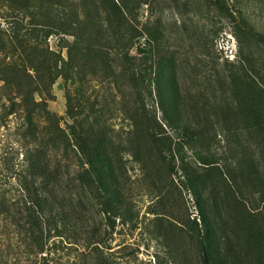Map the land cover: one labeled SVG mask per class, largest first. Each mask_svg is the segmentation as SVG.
Returning a JSON list of instances; mask_svg holds the SVG:
<instances>
[{"label": "rangeland", "instance_id": "obj_1", "mask_svg": "<svg viewBox=\"0 0 264 264\" xmlns=\"http://www.w3.org/2000/svg\"><path fill=\"white\" fill-rule=\"evenodd\" d=\"M75 1L0 0L3 42L38 40L61 75L43 112L0 75V264H264V118L239 116L234 132L224 120L228 104L258 111L264 0L131 1L127 29L162 43L154 72L161 56L174 63L185 103L178 126L167 124L151 81L124 73L117 38L105 42L108 64L95 53L69 61L73 38L48 25ZM13 2L30 8L19 15ZM88 3L95 18L108 4ZM241 65L256 86L239 100L220 80ZM205 127L199 141L186 131ZM98 147L112 165L102 180L90 164Z\"/></svg>", "mask_w": 264, "mask_h": 264}, {"label": "trees", "instance_id": "obj_2", "mask_svg": "<svg viewBox=\"0 0 264 264\" xmlns=\"http://www.w3.org/2000/svg\"><path fill=\"white\" fill-rule=\"evenodd\" d=\"M30 2L31 0H23ZM132 0H106L108 4L96 9L98 15L96 18L90 11L88 0H76L75 7L72 12H69L64 17L58 16L56 22L51 20L49 27L57 31L59 35H65L73 38L72 45H69V61L73 63L74 53L85 56L86 53H95V58L100 62L108 64L109 50L105 42L109 37H115L120 42L121 49L119 54L121 60L124 62V73L135 82L145 84V82H152L150 85V94L153 95L152 88L155 85L157 88L159 106L164 112V118L169 125L178 126L184 123L182 116L185 113V103L181 102L182 98L179 93V80L177 78V71L174 68V63L168 57L161 56L157 60L156 73L154 72V59L159 56L162 43L159 38H154L149 33H143L127 29V26L132 27ZM92 4L94 0H91ZM15 11L20 15L30 7H24L13 2ZM18 18V17H17ZM105 32L108 34L106 35ZM49 33V32H48ZM47 32L44 36H47ZM3 34L0 32V42L4 44L7 53V60L2 62V69L0 70L1 79L9 88L17 92V95L24 99L32 97L36 107L45 111L47 104L45 97H51L53 87L57 79L61 76L57 70L59 68L56 55L50 50L45 49L42 43L34 38H29L28 35L15 34L8 42V45L3 41ZM144 36L148 38L144 40ZM103 42V43H102ZM9 46V47H8ZM131 49L137 51L138 56H131ZM1 51V49H0ZM71 69L73 66H70ZM155 75V76H154ZM62 76H71L64 74ZM153 76L155 77L153 79ZM70 78V77H69ZM163 78V81L160 80ZM164 80L166 82H164ZM220 80V77H219ZM220 82L225 86V93L232 94L233 97L245 96L242 91L249 88L250 93H253L255 82L251 80L245 67L241 65L237 70L227 73L225 82ZM145 86V85H144ZM15 93V92H14ZM39 96L41 102H37L34 97ZM258 111L253 110L255 103H245L243 101L239 104V109L234 110L228 104L226 107L228 111L224 115V120L228 131L234 132L239 130L238 117L245 116L247 122H251L253 114L260 118H264V91H261L257 96ZM49 118H53L46 110ZM259 114V115H258ZM245 118V119H246ZM230 122V123H229ZM240 123V122H239ZM261 123V122H260ZM264 124V123H262ZM248 127V126H247ZM199 141L207 133L210 132L208 127L195 129L193 131L186 130ZM148 132H150L148 128ZM235 134V133H234ZM200 164L204 166H216L217 162L211 159L200 157ZM244 160H247L246 157ZM90 164L99 180H102L106 175V170H111L112 165L108 158L105 148H95V153L91 155ZM240 194V193H239ZM243 195V193H241Z\"/></svg>", "mask_w": 264, "mask_h": 264}]
</instances>
